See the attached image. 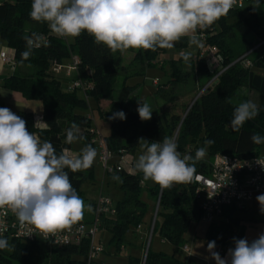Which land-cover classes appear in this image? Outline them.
Returning a JSON list of instances; mask_svg holds the SVG:
<instances>
[{"label":"trees","instance_id":"trees-1","mask_svg":"<svg viewBox=\"0 0 264 264\" xmlns=\"http://www.w3.org/2000/svg\"><path fill=\"white\" fill-rule=\"evenodd\" d=\"M31 2L32 0H0V39L13 51L16 63L14 71L2 79L1 87L20 94L26 101L41 103V119L45 128L36 127L33 114L30 112H19L17 115L26 121L28 130L37 134L42 141H51L57 154L62 149L66 148L69 151L72 149V144H66L65 139L66 130L73 122L81 127L85 137L78 142L82 143L83 147L91 144L88 130L95 123L93 114V123L87 118L86 110L90 109V100L96 104L94 111L99 118L109 124V135L103 138L114 157H119L121 151L133 152L140 138L149 142H162L165 137L172 139L175 133L177 150L182 155L190 154L195 157L198 148H207L206 159L204 157L195 164L197 174H208L209 161L216 154L248 159L260 153L262 144H253L250 136L253 133L264 136V49L251 57L253 64L251 70L234 62L249 51L258 39H264V27L261 25V21L264 20V0H260V7L256 10L252 7L255 0H246L243 9L222 17L214 23L213 31L207 33L203 47L217 50L222 59L219 71L212 70L207 58L200 57L199 53L195 58L191 56L190 59L194 62L191 63L189 70L183 69L182 58L170 62L169 79L166 82L169 88L165 90L171 97L177 84L194 79V75H198L201 80L207 78L201 86L202 90L213 77L224 71L212 82L211 88L205 89L182 116L177 114L167 116L162 109H158L152 113L151 120L145 122L139 118L138 112L128 105V97L136 86H128L126 81L142 77L147 68L157 65L159 56L167 49H158L155 52L136 50L131 63L125 68L122 65L121 53L112 54L104 45H97L93 37L87 33L74 38L73 43L68 44L51 33L46 23L33 21L29 15ZM230 19L234 21L229 23ZM25 35L32 38L45 35L48 41L47 45L40 49H31V56L22 62L20 54L26 48L23 39ZM72 56L78 59V65L70 78L52 74L50 70L52 63L66 65ZM22 67L30 68L31 72L22 71ZM75 78L90 88H86L84 92L70 89V83ZM197 81L199 82V79ZM117 82L120 83V89L115 97ZM242 85L248 91L258 94L259 114L254 119L246 121L240 131L236 132L232 130L230 121L235 107L240 104L241 98L239 99L236 93ZM160 87L162 86L155 91L156 94H161ZM171 97L167 99L170 100ZM233 98L236 103L232 102ZM101 101L109 102L106 110L98 106ZM118 111H123L126 119H109ZM206 140H213L214 143L207 146ZM91 145L95 148L93 144ZM114 176L120 177L118 181L121 198L115 203L113 218L101 216L99 231L106 229L109 232V244L112 245L114 253H119L121 247L125 245L127 233L142 224L146 211L142 199L144 191L142 184L146 181L143 180L142 173L129 174L121 171L112 174V177ZM69 177L78 195L84 200L81 185L93 177V166L86 171L69 172ZM193 191V181L164 190L157 184L148 187L146 193L149 198L156 201L159 197L152 236L157 235L175 248L179 246L189 225L201 218ZM89 205L91 210L84 213L87 223L91 220L94 207L92 203ZM227 209L224 211L227 222L212 223L206 230L210 241H215L216 248L223 250L235 247L233 238H242L241 234L234 233L235 228L240 225V219L232 217ZM8 241L15 245V249L12 252L0 250V264H86L89 241L85 239L78 245L62 246L40 241L34 243L13 239ZM141 262L140 257L128 256L126 264ZM144 264L191 263L179 261L173 255L153 252L149 245Z\"/></svg>","mask_w":264,"mask_h":264},{"label":"clouds","instance_id":"clouds-1","mask_svg":"<svg viewBox=\"0 0 264 264\" xmlns=\"http://www.w3.org/2000/svg\"><path fill=\"white\" fill-rule=\"evenodd\" d=\"M236 5L237 0H32L29 15L33 21L46 23L57 37L74 39L87 33L112 54H124L128 50H170L185 37L190 47H203L197 33L211 27ZM252 7L258 9L260 0H255ZM23 39L26 48L20 54L22 62L31 56L34 45L31 36L25 35ZM180 55L187 62L192 52L182 51ZM6 94L0 88V95ZM137 112L142 121L152 118L153 111L147 101L138 99ZM258 114L256 103L241 102L230 121L232 130L239 132L246 121ZM116 118L126 119L125 113L118 111L109 117ZM84 139L81 127L71 123L65 143ZM250 140L253 144H264V136L258 133H253ZM213 143V140L205 141L207 146ZM138 144L143 150L133 172L142 173L143 180H151L162 190L191 183L197 175L196 162L207 153L206 147H200L195 157L182 155L169 137L162 142L140 138ZM96 156L91 144L79 154L66 148L57 154L51 141H42L28 130L23 118L10 108L0 107V208L7 207L22 226L32 225L41 235L55 236L70 231L91 206L78 195L69 172L88 170ZM256 200L264 214V194L257 195ZM233 240L235 247L228 249L226 257L215 251V241L208 242L207 250L216 264H264V233L251 242L246 238ZM14 249L7 237L0 236V250Z\"/></svg>","mask_w":264,"mask_h":264},{"label":"built area","instance_id":"built-area-1","mask_svg":"<svg viewBox=\"0 0 264 264\" xmlns=\"http://www.w3.org/2000/svg\"><path fill=\"white\" fill-rule=\"evenodd\" d=\"M246 0H237V5L234 6L232 13L244 8ZM214 24L206 30L199 32V39L202 44L205 42L207 33L212 32ZM61 38V37H59ZM34 45L32 49H40L47 45L48 38L45 35H40L32 38ZM65 40V38H61ZM201 47L199 51L200 57L209 55L210 61L215 66L221 67L222 59L217 54L215 48ZM261 49H264V39H258L249 51L239 57L234 63H240L245 69H252L253 64L251 57L256 55ZM0 61L3 65L8 67L12 72L15 69L16 63L13 57V51L0 52ZM233 63V64H234ZM160 64V63H159ZM210 64V63H209ZM78 65V59L75 56L70 58L67 65L52 63L50 70L55 76L64 75L69 77L74 74ZM216 67H212L215 70ZM224 71V70H223ZM220 71L213 77L199 92L200 94L211 86L212 82L223 72ZM157 80L153 84H157ZM90 86L84 85L80 79L75 78L70 83V89H78L84 92ZM87 118L93 123L92 113H88ZM91 137L90 143L95 146L98 152V162L104 175H112L123 171L120 165H114L111 162L114 155L109 151L103 136L93 124L88 130ZM176 133L173 136L175 141ZM126 152L121 151L119 159L122 160ZM194 191L193 197L198 204L201 212L200 220L207 225L216 223L220 220L224 211L227 208L236 210H243L244 206L249 203L255 195L264 194V153H258L248 159H239L224 154H216L209 161V172L207 175L197 174L193 179ZM158 206L153 215L152 226L156 220ZM114 216L115 208L112 206V200L108 196L99 195L94 203L93 211L91 213V220L89 223L85 221L83 216L82 221L68 231H62L58 235H41L32 225L19 223L15 215L5 208H0V236L7 237L21 241L24 243L44 242L55 246H62L66 244L78 245L83 239L89 241L88 254L86 257V264H91L95 261L97 256L103 253L104 246L97 240L96 235L100 227L101 216ZM139 229V226L137 227ZM153 228H150V231ZM147 241V240H146ZM148 244L143 252V261L145 260ZM182 251L186 254L190 253L189 247L183 246Z\"/></svg>","mask_w":264,"mask_h":264},{"label":"rangeland","instance_id":"rangeland-1","mask_svg":"<svg viewBox=\"0 0 264 264\" xmlns=\"http://www.w3.org/2000/svg\"><path fill=\"white\" fill-rule=\"evenodd\" d=\"M262 27H264V20L261 21ZM199 32L197 33V38L199 39ZM200 40V39H199ZM65 41L68 44H72L74 39L71 38H66ZM179 44H182V46H178ZM201 47L198 46H189L188 38L185 37L181 39L179 42L175 44V46L170 49L166 50L164 54L159 56L158 61L156 63H160L154 67L147 68L146 70L148 71L146 76L142 77H135L133 79H129L126 82V85L128 86H138L140 89H142L143 93L145 94L146 97L143 99L140 98L139 100L141 101H147V103L150 105L151 109L153 112L157 111L158 108H160L157 104L158 101H156L158 98H156V93L155 89L156 87L153 86L152 81L157 79L159 85H163L166 83L169 79V77L165 74V72L169 69V65L171 61H177L178 59L182 58L181 57V52H192V57L195 58V56L198 54L200 51ZM208 48L206 47L204 51H207ZM136 50L131 51L130 53L134 54ZM206 58L207 62L209 59V55L206 53ZM183 59V58H182ZM127 58L124 57L123 59V66L126 65ZM194 62V60H189L187 62L184 61L182 64V67L184 70H189L191 63ZM221 67H216L215 70L219 71ZM22 71H25L27 73L31 72V69L28 67H22ZM194 79L197 80L199 79L198 82V87L192 90L190 92V88L192 89L194 87ZM194 79L187 80L181 84H177V87L174 91V96L180 97L178 99L170 98L168 100L167 98L171 97L168 95L167 90H161V95L164 97L165 104L162 106V110L166 113L168 116L170 113H179L180 116L185 113L186 109L193 103L194 99H197V96L201 90V86L203 83L207 80L206 79H200L198 75H194ZM200 80L202 82H200ZM208 88H211L209 86ZM120 89V83L117 82L115 84V91H114V96L116 97L118 94V91ZM237 96H239L240 103L244 101H252L258 105V94L255 92H250L247 90V88L242 85L237 91ZM199 97V96H198ZM238 99V100H239ZM195 102V101H194ZM233 103H236L235 98L232 100ZM105 106V104H104ZM2 107V105H1ZM6 107V106H4ZM10 108L13 112H30V113H37L40 112L42 105L39 101H24V103H13V105ZM130 108L132 110L137 111L138 108V101L135 103L133 102L130 104ZM92 114L94 112V108H92ZM78 112V111H77ZM88 111L86 110V113ZM94 117V122L97 125V128L100 132V134L103 137H107L109 135V125L107 122L101 120L98 116L97 113L93 114ZM145 122V121H144ZM144 139V138H143ZM73 149L78 150L77 144L78 142L73 143ZM142 147L140 144H137L135 150L131 155L135 154V160L137 159L138 155L141 154L142 152ZM97 151V150H96ZM79 152V151H78ZM260 153H264V144L261 145L259 149ZM206 159V157H205ZM204 159V160H205ZM112 163L113 161L109 162L108 164ZM94 170H93V177L91 179H88L84 181L81 185V191L83 192L84 195V202L85 204L89 205L93 203L94 201L97 200L99 195L103 196H108L113 202H116L121 197V192L119 190V181L115 180L112 178V175H105L103 176V171L101 169V165L98 162V152L97 156L95 158V162L92 165ZM111 176V177H110ZM105 177V178H104ZM158 200V198H157ZM157 200L154 201L151 198H148L145 191H143V202L146 205V211L142 220V223H144L148 229L146 233V238H145V244H144V249L140 253V258L142 260L141 264H144L143 261V252L145 250L146 245L151 246V249H153L154 245L156 242H158V238L156 235L152 236V230L150 231V228L154 227V224L152 226L153 222V215L156 211L157 208ZM238 213V217L240 219V225L236 228L237 233L241 234L242 238H246L249 242L252 240L258 238V236L261 233H264V214H261L259 211L256 215L253 216V220L250 219V215H245L244 213L241 212H236ZM248 218V219H247ZM156 221V220H155ZM158 221V220H157ZM208 225L202 222L200 219H197V221L192 222L190 224L189 230L185 232V234L182 236V240L179 244V246L175 249L174 254L175 258L178 259L179 261H188L191 259L192 261H215L214 259L210 258V253L207 250V244L210 242V239L208 238L206 234ZM101 239L102 243L104 244V247H106L107 251H111L112 245L109 244L110 240V234L106 229H102L101 231H98L96 235V241L98 239ZM147 240V241H146ZM184 245H187L188 247L191 248L192 250V256L184 253L182 251V247ZM167 247V246H166ZM114 251V250H113ZM112 251V252H113ZM216 251V249H215ZM128 253H131V249L128 248L125 251L122 252V256L126 257ZM108 255V254H105ZM94 263L99 264L97 261H94ZM200 264H203L199 262Z\"/></svg>","mask_w":264,"mask_h":264},{"label":"crops","instance_id":"crops-1","mask_svg":"<svg viewBox=\"0 0 264 264\" xmlns=\"http://www.w3.org/2000/svg\"><path fill=\"white\" fill-rule=\"evenodd\" d=\"M234 19H230L228 22L231 23L233 22ZM66 39V38H65ZM2 51H6V52H10L11 50L9 48H7L5 46V44L1 41L0 39V52ZM199 53V52H198ZM133 56L134 54L130 53L129 51L125 52L124 54H121V58H122V64H123V59L124 57L127 58V62H126V65L123 66L125 68H127L129 66V64L131 63L132 59H133ZM197 56V55H196ZM195 56V57H196ZM194 58V57H192ZM191 60V59H190ZM210 61V58L208 59V62ZM184 63V60L182 59L181 60V64ZM210 64V67H217L215 66V64H213L212 62H209ZM67 65V64H66ZM147 70H145L144 72V75L143 76H146L147 74ZM169 69L165 72V74L169 77ZM11 74V71L8 69V67H6L5 65H3L0 61V88L1 87V81L4 77H7ZM133 79V78H131ZM129 80V79H128ZM157 80V79H156ZM198 80V79H197ZM195 80L194 81V87L191 89L190 88V92H192V90H194L195 88L198 87V81ZM154 81V80H153ZM153 81H152V84H153ZM127 82V81H126ZM164 85V86H163ZM163 85H159V83L157 82L156 85L153 84V86L156 87L155 91L157 90V88L159 86H162L159 88V90H165L167 88H169V86L167 85V83H164ZM167 85V86H166ZM177 85L175 86V89H176ZM4 89V88H2ZM174 89V91H175ZM6 90V89H5ZM7 91V94L6 95H0V106L2 105V107L6 106L7 108L8 107H11L13 105V103H24V101H26L25 99H23L21 97L20 94L18 93H15V92H10L8 90ZM146 97L145 94L143 93L142 89H140L138 86H136V89L131 93V95L128 97V105L130 107V104H132L133 102L135 103L136 101H138V99L140 98H144ZM156 98H158L156 101H158L157 104H159L158 106L160 108L158 109H162V106L165 104V101L163 100V98L161 97V94H156ZM174 98V99H178L180 97H176L174 96V94L172 95L171 99ZM105 104V106H104ZM108 105H109V102H106V101H101L100 104L98 105L102 110H106L108 108ZM96 104L93 102V101H89V110H87V114L88 113H92L91 112V109L92 108H96ZM42 110V108H41ZM41 110H39L40 112H38L37 110V113H33V117H34V121H35V125L36 127L40 128V129H43L45 128V125L44 123L42 122V119H41ZM135 111V110H134ZM137 112V111H136ZM19 112H17L16 114H18ZM96 112L94 111L93 114H95ZM171 114H177V115H180L179 113H170L169 115ZM95 117V116H94ZM102 120V119H101ZM104 121V120H103ZM106 122V121H105ZM95 123V122H94ZM95 127L97 128V125L94 124ZM109 125V124H108ZM98 129V128H97ZM99 131V130H98ZM79 144H77V148L78 150H74L73 149V143H72V146H71V150L70 152L73 153V154H79L80 153V150L83 148V145L82 143L78 142ZM79 151V152H78ZM134 152V151H133ZM131 152V153H133ZM130 152H126L123 159L120 160L119 157L115 156L113 158V164L114 165H120L122 168H123V171L129 173V174H132L134 173L133 172V168H134V164H135V154L131 155ZM94 170V168H93ZM105 176V175H103ZM105 178V177H104ZM113 178V177H112ZM155 183H153L151 180H148L146 181L144 184H142V188L143 190L145 191V193L147 192V189L148 187H151L153 186ZM147 195V193H146ZM148 197V196H147ZM256 197L257 195L254 196V198L249 202L247 203L245 206H244V209L243 210H236V209H227L226 211L227 212H230L231 213V216L234 217V218H238V213L236 212H241V213H244L245 215H250V219H254L253 216L256 215L259 211H260V205L258 203V201L256 200ZM121 198V197H120ZM119 198V199H120ZM149 198V197H148ZM98 199V198H97ZM118 199V200H119ZM142 199H143V195H142ZM117 201V200H116ZM96 201H94L92 204H94ZM115 203L116 202H113L112 201V206L115 208ZM107 218H113V216H107ZM248 219V218H247ZM161 222V220H160ZM218 223L220 222H227L226 218H225V214L223 215V217L217 221ZM190 227V225H189ZM189 227L187 229V231L189 230ZM147 229L148 227L142 223L140 226H139V229H133L131 231H129L126 235V242H125V245L121 247V250L119 253H114L113 251V247L111 249V251H107L106 250V247H104V252L102 254H100L99 256H97V258L95 259V261H97L99 264H126L127 262V257L128 256H132V257H139L140 256V253L141 251L144 249V244H145V238H146V233L147 232ZM101 231V230H100ZM186 231V232H187ZM234 233L237 234V231H236V228L234 230ZM157 236V235H156ZM158 242L155 243L153 249H151L153 252H156V253H164L166 255H173L175 257V254H174V251H175V247L170 245L169 243L161 240L158 236ZM98 241L104 246V244L102 243L101 239L99 238ZM167 246V247H166ZM184 246H187V245H184ZM188 247V246H187ZM130 248L131 249V253H128L126 257H123L122 256V252L125 251L126 249ZM216 249V252H218L221 257H226L227 256V252H228V249L227 250H223L221 248H215ZM189 250H190V253L188 255H191L192 256V250L191 248L189 247ZM113 251V252H112ZM105 254H108V255H105ZM191 264H200L199 262L203 263V264H216L215 261H192L191 259L188 260Z\"/></svg>","mask_w":264,"mask_h":264},{"label":"water","instance_id":"water-1","mask_svg":"<svg viewBox=\"0 0 264 264\" xmlns=\"http://www.w3.org/2000/svg\"><path fill=\"white\" fill-rule=\"evenodd\" d=\"M200 95V93L198 94V96ZM198 96H197V98H198ZM196 99H194V101H195ZM193 101V102H194ZM192 105V104H191ZM191 105L188 107V109L191 107ZM158 202H159V197H158V200H157V206H158Z\"/></svg>","mask_w":264,"mask_h":264}]
</instances>
